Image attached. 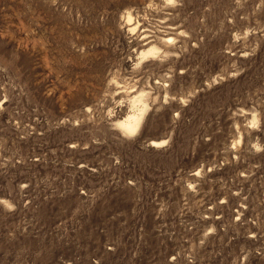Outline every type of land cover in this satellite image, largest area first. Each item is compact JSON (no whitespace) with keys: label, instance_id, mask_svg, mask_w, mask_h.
<instances>
[{"label":"rangeland","instance_id":"374dc122","mask_svg":"<svg viewBox=\"0 0 264 264\" xmlns=\"http://www.w3.org/2000/svg\"><path fill=\"white\" fill-rule=\"evenodd\" d=\"M0 264H264V0H0Z\"/></svg>","mask_w":264,"mask_h":264},{"label":"bare ground","instance_id":"6f19581e","mask_svg":"<svg viewBox=\"0 0 264 264\" xmlns=\"http://www.w3.org/2000/svg\"><path fill=\"white\" fill-rule=\"evenodd\" d=\"M131 116H133V118H131V121H132V119H135L136 118V116L137 115H131ZM126 118H128V117H126ZM130 118V117H129ZM129 120V119H128ZM136 120V119H135ZM130 121V120H129ZM129 121H128V123H126V126H127V129H128V131H129V128H131L133 125H132V123H133V121H132V123H129ZM122 122V121H121ZM135 122V121H134ZM120 123V122H119ZM125 125V124H124ZM134 125H135V123H134ZM121 126H122V124H121ZM125 126V127H126ZM124 127V126H123ZM136 128V127H135ZM126 129V128H125Z\"/></svg>","mask_w":264,"mask_h":264}]
</instances>
